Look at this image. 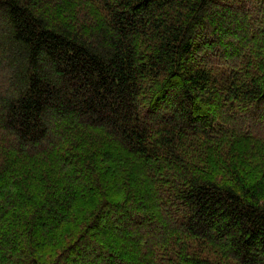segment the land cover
Wrapping results in <instances>:
<instances>
[{
  "label": "trees",
  "instance_id": "16d2710c",
  "mask_svg": "<svg viewBox=\"0 0 264 264\" xmlns=\"http://www.w3.org/2000/svg\"><path fill=\"white\" fill-rule=\"evenodd\" d=\"M262 40L264 0H0V264H264V171L226 149Z\"/></svg>",
  "mask_w": 264,
  "mask_h": 264
},
{
  "label": "rangeland",
  "instance_id": "374dc122",
  "mask_svg": "<svg viewBox=\"0 0 264 264\" xmlns=\"http://www.w3.org/2000/svg\"><path fill=\"white\" fill-rule=\"evenodd\" d=\"M262 44H264V40L260 41ZM262 62H264V59H260ZM262 118H264V108L261 112V121L257 122V126L255 128V130H257L259 133H256L254 130L251 132V134H247L245 132H242L241 135L239 134H234L235 136L232 137L230 139L229 142L226 143V149L230 151V153L232 154L233 157H236L237 159L233 162V165H236L238 167V165H240V163L242 162V168L241 170L245 171V172H251V175H256L258 173H260L261 171H264V149H258V148L254 146V148L256 149L255 152H253V150L251 149L250 145V141H264L261 139H264V121H262ZM251 119H249L250 121ZM258 138H260L258 140ZM251 139V140H250ZM253 145V144H251ZM205 148H202V152L205 156V158L207 159V163L208 165L205 167V169L207 170H212L214 168V163L218 161L217 156L214 151V147L213 144L207 143L206 145H204ZM229 151L227 152V157L229 159H227L226 161L228 162V164H230V159L231 157H229ZM1 153V151H0ZM254 153L259 154L258 156H254ZM196 155H198V153H196ZM201 158H204L202 156H200ZM7 165H9L8 160L5 159ZM221 161V160H219ZM240 161V162H238ZM10 162V161H9ZM194 162H196V160L194 159ZM226 170H217V173H225ZM26 176H28L27 174H25Z\"/></svg>",
  "mask_w": 264,
  "mask_h": 264
}]
</instances>
